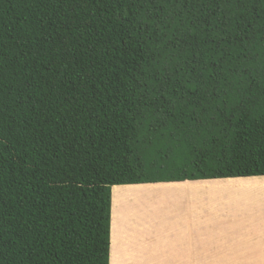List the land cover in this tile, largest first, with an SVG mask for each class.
<instances>
[{
    "label": "trees",
    "instance_id": "obj_1",
    "mask_svg": "<svg viewBox=\"0 0 264 264\" xmlns=\"http://www.w3.org/2000/svg\"><path fill=\"white\" fill-rule=\"evenodd\" d=\"M264 176V0H0V264H109L113 185Z\"/></svg>",
    "mask_w": 264,
    "mask_h": 264
},
{
    "label": "rangeland",
    "instance_id": "obj_2",
    "mask_svg": "<svg viewBox=\"0 0 264 264\" xmlns=\"http://www.w3.org/2000/svg\"><path fill=\"white\" fill-rule=\"evenodd\" d=\"M168 183L176 185L174 182ZM227 184L223 183L218 189H204L201 193L192 191L193 201L190 208L192 250L189 264H264V187L258 188L257 185H250L243 188L235 183L228 184L229 186ZM149 193L143 196L159 199L158 204L150 203L146 200L147 198L141 199L143 196L122 194L119 199L113 197L114 211L115 209L121 211L125 208L121 212L126 216L129 215L126 211L127 206L121 204L126 196L129 197L128 199L138 200L136 207L138 205L141 207V201L144 200L142 202L147 206L144 205L141 209H137L138 213H136L143 221L150 224L152 220H155L156 227H162L164 221L160 216L172 209L168 200L173 198L170 194L174 193H151L150 191ZM133 202L135 201L127 202L130 204L129 208H132L131 203ZM122 205L124 208H121ZM129 208L128 210H132ZM143 213H146V217L142 215ZM125 229L129 230L126 227ZM132 229L137 230V228ZM114 264L137 263L129 257H124L119 262L116 257ZM143 264L168 263H156L152 259ZM173 264L176 263L173 262Z\"/></svg>",
    "mask_w": 264,
    "mask_h": 264
},
{
    "label": "crops",
    "instance_id": "obj_3",
    "mask_svg": "<svg viewBox=\"0 0 264 264\" xmlns=\"http://www.w3.org/2000/svg\"><path fill=\"white\" fill-rule=\"evenodd\" d=\"M189 181V180H186ZM171 182H185V181H171ZM168 183V182H166ZM145 184V183H144ZM138 184V185H144ZM150 184V183H148ZM137 184H122L114 186H132ZM113 187V186H112ZM174 194H170L173 198L168 200L171 203L172 209L170 212H164V216H160L163 219L162 227H156L154 224L155 220H152L151 223L143 221L137 214V209H141L144 205V200L141 201V207H136L138 200L128 199L125 197L121 204L127 206L126 211L129 212V215H124L123 210L120 206L117 210V215L115 218L114 213V204H113V188L111 189V210H110V233H109V264H111L112 252H118V259L121 262V259L124 257H129L130 260H133L137 264H143L147 260H152L156 263H168L173 264H189V259L191 258V215L190 208L192 207V191L184 192L181 189H173L169 191ZM187 194V195H186ZM147 198V199H146ZM150 198V199H149ZM154 197L143 196L141 199H146L150 203H159V200L152 199ZM138 199V198H136ZM140 199V198H139ZM135 201L132 204V208H129L130 204L127 202ZM127 201V202H125ZM140 201V200H139ZM117 208V206H116ZM132 209V210H128ZM167 206L165 205V210ZM137 212V213H136ZM142 212V211H141ZM146 217V213L142 214ZM143 217V218H144ZM141 219V220H140ZM115 220V221H114ZM147 220V218H145ZM116 223L115 229V240L113 241V224ZM125 227L129 230H126ZM132 228H137L134 230ZM156 231V232H154ZM160 237V238H159ZM115 243L117 245H115ZM115 247H113L112 245ZM113 247V248H112ZM116 249V250H115ZM153 255V257H151ZM162 261V262H161ZM182 262V263H181Z\"/></svg>",
    "mask_w": 264,
    "mask_h": 264
},
{
    "label": "bare ground",
    "instance_id": "obj_4",
    "mask_svg": "<svg viewBox=\"0 0 264 264\" xmlns=\"http://www.w3.org/2000/svg\"><path fill=\"white\" fill-rule=\"evenodd\" d=\"M225 182L228 183L229 185L232 183H235L237 186L243 187V188L248 187L250 185H257L258 188H260V187H264V176H247V177H232V178H217V179H198V180H189V181L179 182V183L174 182L176 185L169 184L166 182H154V183L144 184V185H138L137 184V185H132V186H113L112 188H113V197L115 196L116 198L118 197V199H119V197L122 194L143 196V195H146V193H149V191L151 193L169 192L174 187H175L174 189H181V191H184V192L193 191V192H200L201 193L204 189H212V190L218 189L222 186L223 183L225 184ZM180 183H183V184H180ZM177 184H179V185H177ZM173 185H174V187H172ZM225 187H227V186H225ZM231 187H232V185H231ZM227 188H229V187H227ZM225 190H226V188H225ZM190 198L193 200L192 196ZM116 212H117V210H115L113 213L114 218H115V215L118 216ZM115 225H116V223H114L112 226L113 230L115 229L114 228ZM114 231H116V229ZM114 231H113V236H111V237L113 238V241L116 242L115 237H114V234H115ZM116 243H115V245H117ZM115 245L114 246L112 245V246L115 247ZM117 254H118L117 251L112 252L111 264L115 263L116 257H118Z\"/></svg>",
    "mask_w": 264,
    "mask_h": 264
},
{
    "label": "clouds",
    "instance_id": "obj_5",
    "mask_svg": "<svg viewBox=\"0 0 264 264\" xmlns=\"http://www.w3.org/2000/svg\"><path fill=\"white\" fill-rule=\"evenodd\" d=\"M258 176H260V175H258ZM184 181V180H183ZM137 184H142V183H137ZM144 184V183H143ZM122 185V184H121ZM114 186V185H113ZM112 189V188H111Z\"/></svg>",
    "mask_w": 264,
    "mask_h": 264
}]
</instances>
